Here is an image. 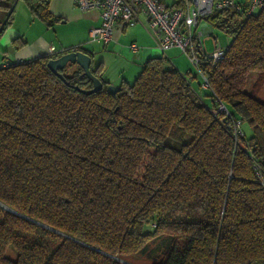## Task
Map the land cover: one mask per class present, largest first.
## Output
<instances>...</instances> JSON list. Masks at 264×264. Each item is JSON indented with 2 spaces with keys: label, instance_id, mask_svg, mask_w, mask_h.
Segmentation results:
<instances>
[{
  "label": "trees",
  "instance_id": "trees-1",
  "mask_svg": "<svg viewBox=\"0 0 264 264\" xmlns=\"http://www.w3.org/2000/svg\"><path fill=\"white\" fill-rule=\"evenodd\" d=\"M48 3L28 6L50 25ZM239 18L203 17L231 37L219 60L195 46L205 88L158 55L116 91L90 67L91 93L57 54L0 66V264H264V2Z\"/></svg>",
  "mask_w": 264,
  "mask_h": 264
},
{
  "label": "crops",
  "instance_id": "crops-1",
  "mask_svg": "<svg viewBox=\"0 0 264 264\" xmlns=\"http://www.w3.org/2000/svg\"><path fill=\"white\" fill-rule=\"evenodd\" d=\"M48 10L52 15L59 17V20L47 25L40 19L27 17L29 20L25 18L22 26L14 27L11 23L6 26L0 35V63L47 54L59 55L63 50L68 51L82 45L83 51L91 56V67L99 65L100 76L110 84L117 86L122 80L131 82L143 63L148 58L158 55L156 46L153 47V38L145 28L146 23L143 17L134 26L117 33L114 41L101 43L90 41L88 37L89 27L100 23L98 9L80 10L73 0H49ZM208 26L202 20L201 30L197 34L200 36L201 33H210ZM201 39L205 40V38ZM131 42L138 45L136 52L129 49L128 45ZM50 45L54 46L53 52H49ZM166 53L171 61L168 65H173L183 73L193 86L201 82V76L196 67L191 64L184 53L177 48H169ZM254 80L252 79V82ZM206 101L209 102V99Z\"/></svg>",
  "mask_w": 264,
  "mask_h": 264
},
{
  "label": "built area",
  "instance_id": "built-area-1",
  "mask_svg": "<svg viewBox=\"0 0 264 264\" xmlns=\"http://www.w3.org/2000/svg\"><path fill=\"white\" fill-rule=\"evenodd\" d=\"M80 10L98 9L100 11V23L92 25L88 29L90 41L107 43L117 38V33L134 26L143 17L146 29L152 36L159 52L166 56L165 51L169 48H177L184 53L191 64L198 65L199 58L195 52V46L199 47L204 56L219 60L225 53V48H216L213 41V49L208 51L204 48V40H201L195 29L200 25L203 17L214 9L229 8L236 12L239 19H245L259 10L264 0H73ZM173 1H180L173 5ZM142 21V20H141ZM196 33L197 41L193 42V34ZM132 52L138 50V45L131 42L128 45ZM75 49V48H73ZM54 49L49 46V52ZM3 61L0 66L7 65ZM200 73V72H199ZM202 77L201 86L207 87L205 77ZM214 114L223 113L224 118L229 117L225 105L218 101ZM230 126L234 137L242 135L241 120L230 118ZM258 170V166H255ZM0 206H3L0 203ZM155 225L154 223H151Z\"/></svg>",
  "mask_w": 264,
  "mask_h": 264
},
{
  "label": "rangeland",
  "instance_id": "rangeland-1",
  "mask_svg": "<svg viewBox=\"0 0 264 264\" xmlns=\"http://www.w3.org/2000/svg\"><path fill=\"white\" fill-rule=\"evenodd\" d=\"M0 2H8V1L0 0ZM27 2H26V0H18L17 1L16 5H15L16 7L14 8V11H13V18H12V22H11V24L14 27L22 26V24L24 23V20H26L27 17L28 18L31 17V18L39 19L37 16L31 14L29 6H28V4H33L34 0H27ZM2 16H3V12L0 11V17H2ZM27 20H29V19H27ZM32 26L34 27V25H32ZM34 30L37 31L35 27H34ZM200 30H201V27L199 25L195 29V32L199 33ZM208 34L207 33H201V35H200L201 38H205L203 45H204V48L206 50H208V51H211L213 49V41L216 43V48H221V47L226 48L228 46V44L230 43V41H231V37L229 35H227L225 32H223L222 30H220V29H218L216 27H211V32L208 33ZM201 40H203V39H201ZM152 41H153V47L155 48L156 44H155L153 39H152ZM156 49H157V47H156ZM74 50H76V49H74ZM128 51H130V50L128 49ZM157 51H158V56L163 57L165 59V61H167V63H171L170 58L168 57L166 51H165L166 56H163L159 52L158 49H157ZM205 58H207V57H205ZM207 59H209V58H207ZM76 67L77 66L69 65L68 69L66 71L70 72V71L76 69ZM255 78H256V75H254V74L250 75V78L248 79L249 84H251L252 83V79H255ZM258 98L261 101H264V85L262 86V88L260 90V94H258ZM13 254L14 253L11 254L12 257L14 256ZM150 256L151 257L146 256L144 258L142 256H139L137 259H135V258L132 259L130 256H125V257H122V258L127 259L129 262H131L133 264L134 263L135 264H154L156 258H154V255H150Z\"/></svg>",
  "mask_w": 264,
  "mask_h": 264
},
{
  "label": "water",
  "instance_id": "water-1",
  "mask_svg": "<svg viewBox=\"0 0 264 264\" xmlns=\"http://www.w3.org/2000/svg\"><path fill=\"white\" fill-rule=\"evenodd\" d=\"M17 1L18 0H14L13 3L10 5L9 9L7 10L6 15L3 17L0 23V29L2 25L4 24V22L6 21V19L8 18L9 14L14 9ZM208 28L211 30V26H208ZM68 64L79 66L82 69L83 74L92 83V86L88 89L79 88L76 85L74 86L75 88L79 89L83 93H91L96 90H99L102 87L101 80L97 76H95L90 69L91 56L81 49H77V50L70 49L55 57L49 58L47 61V66L49 67V69L63 80H64V77L59 72V69L64 68ZM108 88L112 91H116L118 89L116 85H112V84H108ZM222 120L225 121V118Z\"/></svg>",
  "mask_w": 264,
  "mask_h": 264
}]
</instances>
